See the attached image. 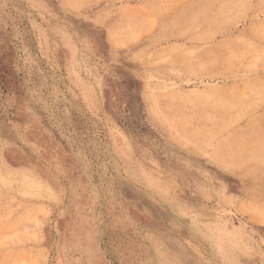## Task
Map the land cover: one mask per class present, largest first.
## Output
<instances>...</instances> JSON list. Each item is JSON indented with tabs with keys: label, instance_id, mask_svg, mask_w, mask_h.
Listing matches in <instances>:
<instances>
[{
	"label": "rangeland",
	"instance_id": "374dc122",
	"mask_svg": "<svg viewBox=\"0 0 264 264\" xmlns=\"http://www.w3.org/2000/svg\"><path fill=\"white\" fill-rule=\"evenodd\" d=\"M0 264H264V0H0Z\"/></svg>",
	"mask_w": 264,
	"mask_h": 264
}]
</instances>
